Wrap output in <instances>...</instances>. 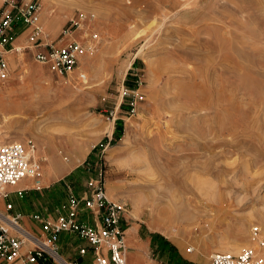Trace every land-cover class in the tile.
Segmentation results:
<instances>
[{"label":"rangeland","instance_id":"374dc122","mask_svg":"<svg viewBox=\"0 0 264 264\" xmlns=\"http://www.w3.org/2000/svg\"><path fill=\"white\" fill-rule=\"evenodd\" d=\"M36 1L42 43L90 50L68 76L28 50L4 54L0 144L31 142L45 182L76 166L62 180L79 193L100 175L107 198L157 233L130 264L236 249L264 264V0ZM56 244L89 261L75 235Z\"/></svg>","mask_w":264,"mask_h":264},{"label":"built area","instance_id":"2783aa9c","mask_svg":"<svg viewBox=\"0 0 264 264\" xmlns=\"http://www.w3.org/2000/svg\"><path fill=\"white\" fill-rule=\"evenodd\" d=\"M20 24L24 34V45L15 48L13 42L18 34L13 25ZM65 34L64 31L61 32ZM94 39V36H91ZM89 46L68 42L62 46L41 42L39 3L36 0H1L0 7V81L8 73V61L4 54L28 50L35 62L46 66L61 76H68L78 64V57L85 54ZM77 79L83 81L84 74ZM141 99V97H138ZM133 105V103H132ZM33 144L27 141L0 144V200L6 197L5 186H13L20 180L31 178L35 186L40 161L32 157ZM66 203L55 217L32 214L28 219L34 227L23 226L19 214L9 213L10 204L0 208V264H79L66 261L56 245L58 235L70 233L84 242L76 249L77 255H89V264H125L123 230L120 219L126 213L124 203L109 200L103 178L100 175L84 182V192L76 197L69 185H64ZM87 214L91 223L81 217ZM191 252V248L186 249ZM207 264H262L250 249L237 255L213 252Z\"/></svg>","mask_w":264,"mask_h":264},{"label":"crops","instance_id":"0c3cea01","mask_svg":"<svg viewBox=\"0 0 264 264\" xmlns=\"http://www.w3.org/2000/svg\"><path fill=\"white\" fill-rule=\"evenodd\" d=\"M19 35L21 34L17 35L14 42L17 41ZM75 167L76 166H72L60 174L57 178H51L46 182L40 176L38 179V186H35L34 180L31 178L22 179L13 186H5L4 191L6 193V197L0 200V208H3L5 204H10L11 209L9 213L19 214L22 224L26 228H30L32 226L34 227V224L28 219L29 215L42 214L52 218L57 216L61 210V207H63L66 203L67 192L64 185L70 186V184L67 183V181L62 180V178L69 175ZM59 180L61 181V185H56V182ZM70 188L71 193L76 197L81 196L84 192V187L83 191L80 193L76 192L72 186H70ZM11 196L20 201L17 209L9 200ZM81 219L91 223V217L87 214H84ZM119 226L123 230V238L126 240L125 256L127 264H130L131 254L135 256V252L138 253L137 257H139V254H142V256L145 257L149 247L153 245V240L156 238L157 233L154 230L148 229L146 226L143 227L140 223H137L134 219L129 218L125 214H123L122 218L120 219ZM188 261H191L193 264H198L193 262L195 261L193 258H189ZM145 262L146 263L144 264H149V261ZM191 262L190 264H192ZM87 264H89V261ZM135 264L140 263L136 262Z\"/></svg>","mask_w":264,"mask_h":264},{"label":"bare ground","instance_id":"6f19581e","mask_svg":"<svg viewBox=\"0 0 264 264\" xmlns=\"http://www.w3.org/2000/svg\"><path fill=\"white\" fill-rule=\"evenodd\" d=\"M78 61H79V57H78ZM78 66V65H77ZM77 68V67H76ZM75 68V69H76ZM74 69V70H75ZM73 70V71H74ZM32 157L34 158V159H38L39 161H40V169H39V171H38V174H39V172H40V170H41V162H42V160H41V158L37 155V151H36V156L34 155V150H33V152H32ZM182 213H180V215H181ZM124 245H125V250H124V260H125V264H127V261H126V256H125V252H126V240H124ZM221 252H224V251H222V250H220ZM229 253V254H232V255H237L238 254V251H237V249L236 250H234L233 252H231V251H225V253Z\"/></svg>","mask_w":264,"mask_h":264},{"label":"trees","instance_id":"16d2710c","mask_svg":"<svg viewBox=\"0 0 264 264\" xmlns=\"http://www.w3.org/2000/svg\"><path fill=\"white\" fill-rule=\"evenodd\" d=\"M120 107H121V105H120ZM117 121V120H116ZM116 129H118V132H120V130H121V121H117L116 122ZM115 136V138L117 139L118 137H117V134H115V131L112 133V136ZM106 140H104V142H105ZM102 145V143H99L98 145H96V146H94L93 148H92V150H91V152L95 149V148H97V147H100ZM85 162H87L86 160H85Z\"/></svg>","mask_w":264,"mask_h":264}]
</instances>
